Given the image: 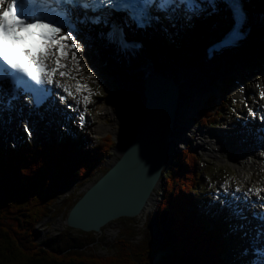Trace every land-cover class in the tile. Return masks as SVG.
Wrapping results in <instances>:
<instances>
[{
  "label": "trees",
  "instance_id": "trees-1",
  "mask_svg": "<svg viewBox=\"0 0 264 264\" xmlns=\"http://www.w3.org/2000/svg\"><path fill=\"white\" fill-rule=\"evenodd\" d=\"M113 144L106 136L95 150L82 149L69 138H55L45 146L23 143L0 148V264H152L158 253L159 264H224L228 238L196 214L193 203L201 192L196 191L197 198L182 193L181 188L195 190L197 185L193 162L182 161L186 150L164 170L162 197L154 214L162 236L158 248L140 255L121 240L115 253L97 255L87 250L96 238L70 227L39 240L37 227L51 218L57 192L92 175ZM187 203L192 210L185 207ZM72 230L80 234L73 236Z\"/></svg>",
  "mask_w": 264,
  "mask_h": 264
},
{
  "label": "rangeland",
  "instance_id": "rangeland-1",
  "mask_svg": "<svg viewBox=\"0 0 264 264\" xmlns=\"http://www.w3.org/2000/svg\"><path fill=\"white\" fill-rule=\"evenodd\" d=\"M195 17L197 18L196 22H193L194 25H188L183 32L171 33V35L165 36V40L160 44L162 62L168 61L169 63H174L177 59L181 60L180 57L189 53L188 47L190 42H194L195 39L201 40L202 37L207 35V30L213 32L214 29H217L213 28V25L218 24V22L212 20V17L199 14ZM207 25L212 27L208 29ZM217 26L218 25H216V27ZM171 43L180 44V46L175 51L171 50L172 53L168 56L165 50L167 45ZM81 63H83L81 64L82 72L77 71L76 66L73 64L72 67L83 82H89L93 87V94L90 99L91 104L89 105V119L87 122L82 124L77 115L66 116L67 119L57 116V118L55 117L54 119L51 117V120L50 117L42 119L40 125H36L35 131H31L30 129L27 130L26 128L21 129L19 125H16L19 129L17 128L18 130L13 132L0 128V146H5V144L9 143L16 144L20 138L25 139L29 136V132L31 133L30 138L32 141L48 143L52 140L53 136H59L60 132L68 131L72 139H77L81 136L80 140L83 142L81 146L82 149L94 150L101 137L108 134L113 135L114 144L109 151V155L105 157V161L95 169L94 173L86 179L63 187L58 191L53 204L51 218H45L37 227L41 232L39 240H42L47 235H54L65 231L66 225L63 221L69 205L74 199L80 196L89 185L95 182L102 175L105 168H108L118 157L117 153L119 149L117 146L119 142H117V140L121 138L116 136V134L117 132L121 133L123 140H128L132 137L140 107L145 102L143 89L140 85L138 86L140 92L135 91L131 94L128 90L124 89L119 71H110L105 75L92 73V71H90V66L92 64L91 57L85 58L84 62ZM168 71L174 76H182L181 73L177 75L174 69L170 68ZM182 71L184 70L182 69ZM185 72H188V69H185ZM189 72L192 71L189 69ZM228 75L231 76L237 86V89L231 90L229 93L233 105L237 106V108L232 106L231 101L227 97L226 100H222L221 103L223 114L217 116V114L214 113L220 124H216V121L210 122V125L208 124L209 126H204L202 124H194V126L191 124L189 127H182L178 132V136L181 139L185 137L186 140H189V147L195 152L196 156L191 157V161H196V172L202 171L197 189L209 196L208 201L205 203V207H203V204L199 207V210L206 212V215H208L207 211L212 209V206L219 213L222 211V208L218 205L216 200L220 190L227 191L225 186L230 181L234 183L238 182L237 184H239L237 172L240 159L234 151H230V148H226L224 135L227 134H224V130L229 128L239 130L243 125V121L246 119V115L249 114L248 100L255 101L257 97L255 89L264 81V55L254 60L250 67L241 66L237 71L231 69L224 71L215 79V89H218L220 83L225 80ZM244 79L250 80L246 84L243 81ZM241 89H243V91H241ZM215 94L217 95V91ZM142 97H144V99ZM207 98L208 96L204 101ZM204 101L198 102L199 104L196 105L195 109L192 111L193 114L188 116L183 115V117L192 118V116H196L199 109L205 108ZM59 113L60 110L57 112V115ZM210 113L213 112L210 111ZM212 117L214 118V116ZM201 119H203V117ZM185 138L182 139V142L178 143L179 146H176L173 153L178 151L177 147H182L185 144ZM241 141L242 139H239L235 141L234 144H239ZM188 157L189 155L186 154L185 157L183 156L182 161H184V158ZM261 172L263 171L257 167L255 178L261 177ZM204 173L207 175L205 176ZM213 177L215 181L212 183ZM161 197L162 194L159 187L156 190L154 200L141 216L119 218L103 227L102 233L89 232L91 237L93 235L97 240L89 249L87 248L88 252H94L102 256L113 254L119 249L121 240L129 244L134 252L140 255L147 253V250L150 248H158L161 235L156 225L154 214ZM230 211L231 207L223 208L222 213L228 216L230 223L234 226V232L238 235L237 238L239 239L235 245H241L243 244V234L239 232L236 220L231 221ZM210 220L214 223L216 217H212ZM69 233L73 236L80 234L76 230H72ZM160 258V253H158L152 261V264H158ZM239 258H245V255H240Z\"/></svg>",
  "mask_w": 264,
  "mask_h": 264
},
{
  "label": "bare ground",
  "instance_id": "bare-ground-1",
  "mask_svg": "<svg viewBox=\"0 0 264 264\" xmlns=\"http://www.w3.org/2000/svg\"><path fill=\"white\" fill-rule=\"evenodd\" d=\"M255 1L254 11L264 12V0ZM190 17L192 18V15H190ZM217 20L221 22L218 23V25H220L218 26L219 33L217 34V31L215 30L210 33L207 32V36L202 37L201 40L195 39L194 42H190L188 47L189 53L180 57L181 60L177 59L172 66H168L159 59L161 55L160 51H156L159 45H157L156 48H154L153 46L151 47V49H149L148 53L152 54L153 58L156 60V71L173 77L180 87L181 110L179 113L178 129L175 132V137L182 127L190 126L188 123L189 119H186L185 117H183V115L191 114L198 102L204 100L208 96V94L215 90L214 82L218 76H220L224 71L228 69L237 71L241 66L250 67L252 61L264 54V23L262 25H258L257 18L254 15H249L247 21L252 25V29L248 38L241 44V46L235 49H230L226 52H222L221 54H217L216 57L211 61L207 60V48L212 44V41L216 36L223 33L222 30L226 25H228L230 17H218ZM174 22H176L175 27H171L170 22L167 20L163 22V25L164 27L169 28V31L171 33H179L181 31L182 24L184 25V27H187L188 25L192 26L193 22H196V18L188 20L187 15H185L179 21ZM88 23L90 28L88 26H82L81 31L74 35L79 44L83 46L82 50H71L76 51L77 56L80 58L79 71L82 72L81 64L83 63L81 62H84L85 58L91 57L92 64L90 66V71H92V73L105 75L110 71H119L120 79L122 80L124 89L128 90L131 94L135 91L140 92L138 86L140 85V77L144 75V70L141 71L140 68H136L134 72H129L127 69H123L113 55L115 45H110L109 41V43H107L105 33H102L101 35V32H104L105 28L101 27L102 25H100L99 23H92L90 21H88ZM213 27L216 28L215 26ZM123 29L124 32H126L127 36H130L131 33V35L135 37V31L130 32L129 28L126 27H123ZM141 40L143 41L145 47H150L155 44L153 40L148 39V37L146 39L145 36H142ZM73 63L75 64L74 61ZM141 64L145 66V61H141ZM170 68L174 69L177 75L181 73L182 76H174L171 72L168 71V69ZM182 69L184 71H182ZM185 69H188V72H185ZM189 69L192 72H189ZM83 85H87V88H80L79 91L81 98L89 95L88 89L92 90V85L89 82H84ZM262 86L257 87L256 90L259 92L260 89H264V81L262 83ZM141 88L143 89V85L141 86ZM142 98L144 99V97ZM144 103L140 107V112L143 109ZM251 108L252 111L256 113V115L255 117H253L252 115H248V120L245 122L243 127L241 126L239 130H236L235 128L224 130V134H227L224 135L226 148H230V151H234L237 157L240 159V165H238L237 172L239 184H237L238 182L234 183L233 181H230L225 186V189L228 192L222 190L219 194L220 196H222L221 198L226 201L228 206H231L233 208L238 205L243 210L242 217H244L245 214L248 213V217H246V219H241L242 217L239 218V220L247 221L245 224H243L244 229L251 228V224L249 223L251 222V214H258L260 210H263L261 205L264 204V199H258L255 194H252L247 201H245L243 195V193L247 192L248 189L253 187L264 189V155H261L262 153H264V131H262L264 130V120L260 119V117L264 116V99H256L253 102ZM53 114V116H55V113ZM11 115H13V112L11 113ZM20 115L23 116L22 113H15L14 118H20ZM45 116L46 115H43L42 117ZM26 118L28 117L21 118L20 121H22V124L25 123ZM16 125H19L18 121L13 122V128H11L9 124L0 125V128H4L5 130L13 132L19 129ZM21 127H23V125H21L20 128ZM116 136L120 138L121 133L117 132ZM177 139L178 136L177 138L173 139V145L176 143ZM239 139H242V141L239 144H234V142L238 141ZM120 140L124 142L123 138H121ZM257 167H259L260 170L263 171L261 172L262 176L259 178H255ZM237 186L241 188L240 192L235 191ZM233 194H235V197H239V200L234 199ZM259 195L261 198H264V191H261ZM244 205L250 208L248 212L244 213V211L247 209L246 207H244ZM252 221L258 231L262 230L259 225V221ZM255 233L258 234L256 230H253L251 234ZM235 258L236 261L241 260L236 254ZM236 261L231 260L232 263Z\"/></svg>",
  "mask_w": 264,
  "mask_h": 264
},
{
  "label": "snow or ice",
  "instance_id": "snow-or-ice-1",
  "mask_svg": "<svg viewBox=\"0 0 264 264\" xmlns=\"http://www.w3.org/2000/svg\"><path fill=\"white\" fill-rule=\"evenodd\" d=\"M226 3L233 10L237 25L242 24L244 14L239 0H226ZM153 6L161 11L181 7L188 11L200 9L195 0H159L158 3L157 0H0V89H4L9 96L8 106L22 95L27 99L26 94H31L30 102L39 107L52 95V88L49 86L55 84L57 88L71 96L77 105L83 103L86 109L87 104L91 102L90 97L93 94L91 89H88V96L77 99L66 84L54 79L57 73L60 76L71 74V70L68 73L59 71L67 68L61 61L69 58V52L76 70L80 69V58L76 51L82 50L83 46L73 35V30L76 29L73 13L77 9L85 12H97L105 8L123 10L129 12L139 27H144L151 20L149 9ZM212 6L215 7V4ZM100 19L99 16L85 15L82 20L77 18V22L85 23L91 20L92 23H99ZM65 26L70 30L65 31ZM239 36V28H234L227 41L234 42ZM69 41L71 43H68ZM122 46L128 47L126 42H122ZM72 49L76 51H71ZM81 87L87 88V85H79L77 82V91ZM259 95L264 99V89H260ZM60 99L64 102L66 97L61 96ZM249 113L253 117L256 115L252 109H249ZM260 119L264 120V116ZM80 120L83 124V114ZM235 191L240 192L241 188L237 186ZM261 191L264 189L256 187L248 189L243 193L245 201L252 194L258 199H264L259 195ZM233 196L239 200L235 194ZM261 207L264 208V204ZM231 210L234 215L243 216V210L238 205ZM254 215L264 223V212ZM258 236L264 238V230L258 231ZM254 252L256 258L252 264H264V246L255 248Z\"/></svg>",
  "mask_w": 264,
  "mask_h": 264
},
{
  "label": "water",
  "instance_id": "water-1",
  "mask_svg": "<svg viewBox=\"0 0 264 264\" xmlns=\"http://www.w3.org/2000/svg\"><path fill=\"white\" fill-rule=\"evenodd\" d=\"M145 72V103L133 135L117 140L118 157L70 208L63 222L71 228L101 233L114 220L142 215L165 180L178 129L180 87L155 69Z\"/></svg>",
  "mask_w": 264,
  "mask_h": 264
}]
</instances>
